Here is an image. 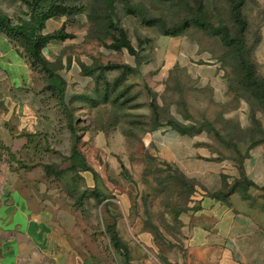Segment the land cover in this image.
<instances>
[{"label":"rangeland","instance_id":"1","mask_svg":"<svg viewBox=\"0 0 264 264\" xmlns=\"http://www.w3.org/2000/svg\"><path fill=\"white\" fill-rule=\"evenodd\" d=\"M25 1L32 5L40 3L39 0H0V12L14 23L28 20L31 8ZM51 1L65 3L78 10L72 15L52 18L57 22L64 20L65 32L74 36L73 39L48 44L56 53L52 67L58 73L66 68L65 65L70 67L75 63L95 68L109 63L133 62L135 57L127 50L109 48L114 34L109 26L113 21L126 30L134 47L138 42H141V47L145 46L136 59L140 65L146 62V81L142 75H137L108 88L109 101L104 104L99 101L97 108H94L96 102L93 100L84 104L71 100L69 108L56 109L52 120L54 127L45 134V139H40L36 148L38 155L31 156L33 162L40 161L38 164L45 167L48 188L55 190L57 198L64 199L65 206L76 221L77 230L84 240L81 241L82 264H124L121 255L112 248L106 232L107 225L115 224L118 229L120 221L126 224L125 236L128 238L148 232L153 241L150 249L157 254L160 263L174 264L177 252L183 250L181 216L190 210L191 186L178 179L174 171L164 164L154 146L146 143L155 127L150 106L152 100L159 105L161 121L177 114L185 117L188 111L193 119L211 124L213 129L209 130V136L215 144L214 148L220 149L224 156L232 154L230 146L236 143L245 153L252 142L264 139V134L258 130L261 127L264 132V107L244 84L236 53L224 46L219 36L194 25L169 37L184 36L198 41L202 51L221 65L230 81L232 102H245L247 112L255 114L259 126L252 125L250 130L240 131L234 124L217 122L216 119L222 115L218 116L220 113L228 116V111L234 107L232 102L224 108L212 106L210 92L204 91L196 96V90H190L192 84L183 70L175 68L163 76L156 69L159 61L156 56L157 39L164 37L165 30L161 24L142 26L138 16L127 14V8L141 9L148 19H161L170 29L195 14L197 4L194 0ZM202 1L207 21L215 27L227 26L234 34L231 0ZM242 10L247 20L244 57L255 65L257 75L264 79V0H245ZM59 32L61 29L52 34ZM38 74L43 77L41 72ZM118 75L117 72L108 74L109 80H115ZM90 83L87 91L92 97L95 91ZM125 85L131 86V89L124 98L135 96V99L125 104L121 103L123 99L115 102V95L124 90ZM102 86L104 89L105 86ZM192 97H200L202 102L209 104L205 118L200 119L199 109L192 106ZM93 99L96 100V97ZM70 118L73 119L76 134L70 128ZM225 125L231 130H223ZM73 148L83 154L86 163L96 172V177L80 168L69 172L73 163L82 164L81 159L72 157ZM30 155L26 154L27 158L18 164V169H36L30 164L32 159L27 160ZM122 164L126 171H123Z\"/></svg>","mask_w":264,"mask_h":264},{"label":"crops","instance_id":"2","mask_svg":"<svg viewBox=\"0 0 264 264\" xmlns=\"http://www.w3.org/2000/svg\"><path fill=\"white\" fill-rule=\"evenodd\" d=\"M63 23L64 20L47 21L44 34L60 30ZM156 50V69L163 76L175 68L181 69L196 96L209 91L210 105L220 108L232 102L229 80L221 65L202 51L198 41L184 36H161ZM43 54L49 62L56 60L51 46ZM139 62L134 58L126 64L137 68L146 81V62ZM65 66L59 75L65 82L64 102L69 104L85 94L90 79L82 74L80 64ZM46 85L23 49L0 32V264L83 261L84 240L76 221L64 199L57 198L55 190L48 188L40 161L33 162L31 157L38 155L37 144L54 127L56 102L51 92L43 91ZM192 100L200 119L205 118L209 104L200 97ZM79 102L84 104L80 99ZM232 105L227 117L225 113L219 114L222 118L218 122L233 121L242 130L249 128L247 104L240 101ZM174 118L185 125L191 121L178 114ZM148 136L146 143L154 146L162 160L197 187L190 210L181 216L184 245L174 264H264V143L242 152L241 158L234 152L222 155L206 131L189 136L163 126ZM27 153L31 154L27 160L32 159L30 164L36 166L34 170L18 169ZM243 178L256 187L238 186L228 197V203L210 197L222 190L224 184L232 186ZM125 226L123 221L118 222V232L129 249L130 264H162L150 249L152 236L143 231L128 238Z\"/></svg>","mask_w":264,"mask_h":264},{"label":"trees","instance_id":"3","mask_svg":"<svg viewBox=\"0 0 264 264\" xmlns=\"http://www.w3.org/2000/svg\"><path fill=\"white\" fill-rule=\"evenodd\" d=\"M39 4H30L28 1H25V4L29 5L31 8V14L30 18L28 20L20 21L17 23H14V21L7 15L0 12V32L7 35L10 40L15 42L17 45H19L25 54V57H27L31 62V67L36 70L37 72H41L43 74V77L47 81V85L44 88L43 91H48L52 93V96L55 99L56 102V109L63 108L64 110L69 108V104H66L64 102V93H65V82L60 77L59 73L56 69L52 67V62H49L44 54L43 50L48 46L49 43L52 41H66L68 39H73L74 36L72 34H67L64 30V25L61 28V32L57 34H44V29L46 26V22L52 18L62 17L65 15H72L76 13V8L72 6H68L65 3L62 4H56V2H53L51 0H39ZM197 4V11L193 16H191L189 19L185 20L182 24L179 26H173L170 29H167L165 26V23L158 18H151L148 19L145 15V13L138 8H127V14L128 15H134L138 16L140 18V24L144 27H154L157 24H161L162 29L165 30L163 33L164 36H176L179 31L186 28L189 25H194L198 27L199 29H202L207 32H211L215 36H219L221 43L231 48L237 55L239 59V64L241 66V69L243 71V77H244V84L248 87V90L251 92L252 96H254L256 101H258L263 107H264V79L259 77L256 73L255 65L248 61L244 55L246 52V46H245V32L247 30V20L245 18V15L243 13L242 7L245 3V0H231V15L232 19L235 24V31L234 34L231 33V30L229 27L220 25L218 27L213 26L210 24L206 17L203 7V1L202 0H194ZM112 6V4H111ZM111 30L114 32L112 34V44L109 46L110 49L120 51V50H127L129 54L134 56L136 58L137 54L140 52V50H144V45L141 47L140 43L138 42L137 47H134L132 42L129 40L126 30L119 26L118 24H114L113 21H111V24L109 26ZM142 40V38H140ZM144 55V54H142ZM137 60V59H136ZM81 71L82 74L90 79V85H92V88L95 91L94 96L96 97V100H94V96L90 97V92L87 91L85 94L80 96L79 98H75V100L79 99L80 101L86 102L88 100H93L95 103L94 108H97L98 105L104 104L109 101V95L108 88H113L114 85L120 84L123 80L129 79L132 76L139 75V71L137 68H133L129 66L128 64H120V63H109L107 65L97 66L95 68H88L86 65L81 64ZM117 72L119 75L115 80L110 81L108 74ZM111 85H110V84ZM104 85V89L103 86ZM110 85V86H109ZM124 88V90L117 92V94L114 97L115 102H119L123 99V102L126 103L133 101L135 96H130L131 98H124V96L130 92V87L127 86ZM101 90V91H100ZM229 90H230V81H229ZM98 91H100L98 93ZM89 93V94H88ZM98 93V94H97ZM98 97V98H97ZM101 102L98 104V102ZM71 102V101H70ZM184 103V102H183ZM152 110H153V118L155 127L152 129V131L163 127H171L175 129L177 132L183 135H189V136H195L203 131H206L208 134L210 129H213V126L211 124H207V122H202L198 120H192L191 115L189 112H186V116L184 117L186 120H191L188 125L182 124L181 122L177 121L174 117H169L163 121L160 119V113L159 112V105H157V102L152 100L150 104ZM68 114H71L69 112ZM250 112V127L242 130L238 126L236 122L228 121V124H234L238 127L240 131H248L252 128V125H256L259 123L258 118L255 116V114H252ZM220 116V115H218ZM221 118V116H220ZM218 118V119H220ZM218 119L217 122L219 121ZM73 119L70 118V128L74 134H76V131L74 129L73 125ZM226 123V124H227ZM223 130H231V127L224 126ZM215 129V127H214ZM260 131L259 133L264 134L262 131V128H258ZM217 135V134H216ZM264 139L257 140L252 142V146L247 147V150L245 153L248 152L249 149L252 147H255L257 145L263 144ZM232 148V152L238 154L242 158V151L238 144H234L230 146ZM72 157L79 158L82 160L81 166H78V163H73L71 167L69 168L70 171H74L77 168H80L84 172H90L94 177H96V172L86 163L85 158L82 153H80L77 148H73ZM164 161V160H163ZM164 164L167 167H170L174 171V175L178 177L182 182L189 184L191 186L190 192L191 195L194 196L195 192L197 191L196 183L192 180L186 179L178 170L170 163L164 161ZM239 170L243 177V166L242 162H239ZM47 167V166H46ZM45 169V167H44ZM123 171H126V168L122 164ZM67 172V173H69ZM245 185L247 187H256L255 184L252 182L246 180L243 178L240 181L235 182L232 186H229L227 184H224L222 190H220L217 193L211 194L210 197L213 199H216L221 202L228 203V197L230 194H232L238 186ZM192 201V197H191ZM106 232L109 235L110 244L115 252L119 253L121 257L123 258L124 264H130V254L127 244L122 240L118 229L116 228L115 224L107 225L106 226Z\"/></svg>","mask_w":264,"mask_h":264}]
</instances>
